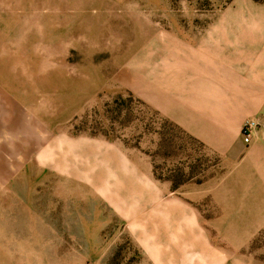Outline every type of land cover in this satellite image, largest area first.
<instances>
[{
  "label": "rangeland",
  "instance_id": "obj_1",
  "mask_svg": "<svg viewBox=\"0 0 264 264\" xmlns=\"http://www.w3.org/2000/svg\"><path fill=\"white\" fill-rule=\"evenodd\" d=\"M217 14L264 49V0H0V264H153L126 228L146 183L201 228L160 264H264V182L215 206L201 144L139 97L141 46Z\"/></svg>",
  "mask_w": 264,
  "mask_h": 264
},
{
  "label": "crops",
  "instance_id": "obj_2",
  "mask_svg": "<svg viewBox=\"0 0 264 264\" xmlns=\"http://www.w3.org/2000/svg\"><path fill=\"white\" fill-rule=\"evenodd\" d=\"M211 21L198 31L157 30L141 46L139 97L201 144L210 157L204 172L211 175L203 196L222 209L238 206L237 198L246 195L242 181L264 182V49L239 28L238 17L217 14ZM248 117L259 126L246 143L241 127ZM151 176L146 171L139 179L146 183ZM169 189H148L146 183L139 200L145 208L133 212L126 227L153 264L185 251L173 231L201 230L193 206Z\"/></svg>",
  "mask_w": 264,
  "mask_h": 264
},
{
  "label": "built area",
  "instance_id": "obj_3",
  "mask_svg": "<svg viewBox=\"0 0 264 264\" xmlns=\"http://www.w3.org/2000/svg\"><path fill=\"white\" fill-rule=\"evenodd\" d=\"M258 126L259 121L256 117H248L245 119L241 127V134L246 143L250 141L251 136L255 133Z\"/></svg>",
  "mask_w": 264,
  "mask_h": 264
}]
</instances>
